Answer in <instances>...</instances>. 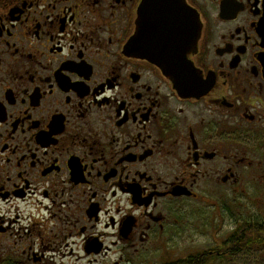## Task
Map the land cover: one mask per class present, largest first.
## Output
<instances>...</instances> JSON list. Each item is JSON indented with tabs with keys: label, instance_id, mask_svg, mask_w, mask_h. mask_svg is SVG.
Returning <instances> with one entry per match:
<instances>
[{
	"label": "flooded vegetation",
	"instance_id": "obj_1",
	"mask_svg": "<svg viewBox=\"0 0 264 264\" xmlns=\"http://www.w3.org/2000/svg\"><path fill=\"white\" fill-rule=\"evenodd\" d=\"M144 2L0 0V264L264 248L226 206L264 180V0Z\"/></svg>",
	"mask_w": 264,
	"mask_h": 264
},
{
	"label": "rangeland",
	"instance_id": "obj_2",
	"mask_svg": "<svg viewBox=\"0 0 264 264\" xmlns=\"http://www.w3.org/2000/svg\"><path fill=\"white\" fill-rule=\"evenodd\" d=\"M242 188H244V190L241 191L240 196L235 201L229 197V203L226 206L231 209H239L243 216L249 214V216L261 219L259 214H264V180L244 184ZM211 212L215 213L214 206L193 204V222L199 223L200 225L205 223L208 224L212 218ZM227 228H229V226L227 222H225L224 230H227ZM234 261L235 264H264V248H255L241 253Z\"/></svg>",
	"mask_w": 264,
	"mask_h": 264
},
{
	"label": "water",
	"instance_id": "obj_3",
	"mask_svg": "<svg viewBox=\"0 0 264 264\" xmlns=\"http://www.w3.org/2000/svg\"><path fill=\"white\" fill-rule=\"evenodd\" d=\"M154 8H155V6L151 4V0H145V2L143 3V6L139 12V15L145 16V14L149 12V10L153 11ZM181 58H182V56L181 55L179 56V54H177V62L178 63L181 62ZM162 68L164 69L163 66H162ZM176 82H177L176 85H177L178 89L183 90L187 86L186 82L182 81L181 79H178Z\"/></svg>",
	"mask_w": 264,
	"mask_h": 264
}]
</instances>
